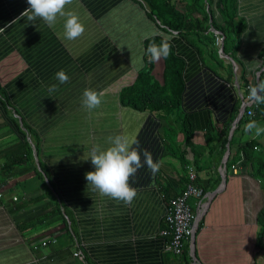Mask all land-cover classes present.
I'll return each instance as SVG.
<instances>
[{
  "label": "crops",
  "instance_id": "crops-1",
  "mask_svg": "<svg viewBox=\"0 0 264 264\" xmlns=\"http://www.w3.org/2000/svg\"><path fill=\"white\" fill-rule=\"evenodd\" d=\"M216 3L215 19L222 24ZM236 4L246 26L236 60L218 55L207 34L192 41L174 33L171 41L184 62L179 112L194 123L188 137L179 112H143L121 103L122 89L151 63V41L143 35L153 28L173 33L144 0H74L70 9L85 32L72 41L63 39L62 18L54 28L39 19L30 23L20 18L27 0H0V264H192L188 249L173 253L162 234L170 200L184 192L189 167L208 202L194 237L201 264H264L257 219L264 182L249 163H240L220 188L223 163L239 145L254 139L264 152V133L245 130L249 118L237 133L231 127L242 96H249L241 76L252 86L264 69L254 68L255 61H264V0ZM141 55L144 67L137 71L131 60ZM164 68V59L154 63L161 82ZM60 70L68 83L55 79ZM53 84L58 89L50 92ZM86 88L103 93L101 106L90 114L81 106ZM255 122L264 127V118ZM214 127L230 130L226 148L221 134L208 135ZM117 134L136 138L161 162L155 175L145 167L130 179L137 189L130 205L100 196L85 178L94 171L87 159L91 148L108 147L106 138ZM25 147L32 149L27 159ZM190 203L196 211V200ZM77 246L83 256L74 255Z\"/></svg>",
  "mask_w": 264,
  "mask_h": 264
},
{
  "label": "trees",
  "instance_id": "trees-1",
  "mask_svg": "<svg viewBox=\"0 0 264 264\" xmlns=\"http://www.w3.org/2000/svg\"><path fill=\"white\" fill-rule=\"evenodd\" d=\"M144 1L149 6L152 15H154L156 20H158L162 26L171 30H176L177 33L186 36L188 39L190 38L192 41H194L193 38L199 39L201 35L207 34L211 41L210 43L218 55L217 34H221L224 37V44L222 47L224 54L236 60L235 53L238 49L239 39L246 28L244 21L237 16L236 0H217V8L224 17V22L222 24H219L215 19L213 11L215 0ZM155 42L158 44L160 38H156ZM164 62L165 68L163 71V81L161 82L155 77L153 73L154 62H151L148 68L138 74L133 84L122 89L120 95L122 105L143 112H161L164 113V115L178 113L180 111L182 94L185 89L183 79L184 62L175 55L173 48L172 54L167 59H164ZM230 70L231 78H233L232 65ZM260 77L264 78V71L260 73ZM241 79L243 83L242 86L246 89L245 91H248L251 82L244 74L241 76ZM250 107L254 114L250 118L247 113L248 111L244 112L243 116L239 117L237 121L234 133L245 121H248V118L250 119L249 122L255 121V119L257 120L263 111L262 104L253 103ZM239 111L240 104L236 107V116H238ZM178 114H180V112ZM189 116L190 115L188 114H180L183 128L188 137L191 135L193 131L192 128L194 127V123ZM185 121L187 124L191 125L190 128L186 126L187 124ZM232 124L233 121L231 122V127ZM229 132L230 130L227 129H221L220 132L216 127L210 130L207 129L208 135L214 133L221 134L219 142L222 144L223 148H226V145L232 143ZM211 137L212 136L209 137V140ZM256 146L259 147L254 139L239 145L233 156L230 154L229 160L227 161V167L230 168L232 164L238 162L243 154L244 159L241 163H249L253 168V174L264 182V156L261 154L263 151H260V148L257 150ZM25 151V154H23L24 158H30L29 156H31L32 153L31 147L27 148ZM19 156L17 157L19 158ZM57 211L61 213L59 207L57 208ZM257 219L260 227L258 244L259 246L264 247V207L258 213ZM200 226L201 222L199 224V227Z\"/></svg>",
  "mask_w": 264,
  "mask_h": 264
},
{
  "label": "clouds",
  "instance_id": "clouds-1",
  "mask_svg": "<svg viewBox=\"0 0 264 264\" xmlns=\"http://www.w3.org/2000/svg\"><path fill=\"white\" fill-rule=\"evenodd\" d=\"M73 3L74 0H27L29 7L21 13L20 18L27 17L30 23L38 19L42 20L49 28H54L58 19L62 18L63 39L76 40L84 34L85 26L78 14L70 9ZM3 30L0 28V31ZM174 35L172 32L165 33L156 28L143 35L142 39L152 41L146 49L151 62L158 63L172 54L171 41ZM156 37H160L158 44L155 42ZM131 64L140 71L144 67L143 55L137 60H131ZM262 64L264 61H255L254 68L261 69ZM257 75L256 83L249 88L248 98L256 104H262L264 103V79L259 78V72ZM55 79L59 84H66L70 78L64 70H60L55 74ZM57 89V84L49 87L50 92ZM102 96L103 93L96 90L84 89L81 97L82 108L90 114L101 106ZM253 129L256 135L264 133V127L257 126L255 121L249 122L245 127L248 132ZM106 142L108 147L102 149L100 145H94L88 153L87 159L90 158L94 171L87 172L85 178L92 190L98 192L100 196L130 205L137 196V189L130 185V179L145 167L152 175H155L161 167V162L154 161L151 152L147 149H141L136 138L117 134L108 136Z\"/></svg>",
  "mask_w": 264,
  "mask_h": 264
},
{
  "label": "built area",
  "instance_id": "built-area-1",
  "mask_svg": "<svg viewBox=\"0 0 264 264\" xmlns=\"http://www.w3.org/2000/svg\"><path fill=\"white\" fill-rule=\"evenodd\" d=\"M171 30V29H170ZM173 33H177L176 30H171ZM224 44V37L221 34H217V45L219 49V55L223 58L228 56L224 54L222 47ZM253 101H250L248 96H242L241 109L239 117L243 116L244 112L248 111V115L251 117L254 112L248 106L252 105ZM237 121L232 124V130H235ZM258 150L259 147L256 146ZM230 153L229 147L227 155ZM244 156L241 155V159L232 164L230 168L227 167V163L224 161L222 173L223 183L220 186L223 187L229 171L236 174L239 171L240 163L243 161ZM197 174L194 167H189L188 180L186 182L185 190L182 194L172 198L168 207V211L165 217L166 226L162 231V234L169 238L167 248L175 254H182L185 249H188L190 257L192 258V264H201L195 254L194 237L199 228V224L203 219L204 214L207 211L208 202L202 200L205 195L204 189L195 184ZM215 193L212 194L215 195ZM1 196V194H0ZM196 200L197 210L194 211L190 199ZM17 199V198H15ZM78 247V246H77ZM75 256H83L81 249L76 248L74 252Z\"/></svg>",
  "mask_w": 264,
  "mask_h": 264
},
{
  "label": "rangeland",
  "instance_id": "rangeland-1",
  "mask_svg": "<svg viewBox=\"0 0 264 264\" xmlns=\"http://www.w3.org/2000/svg\"><path fill=\"white\" fill-rule=\"evenodd\" d=\"M263 67H264V66H262V68H263ZM235 71H236V74H237L238 76L241 75V72H240L239 68L237 67V65H235ZM256 74H257V72H256ZM262 112H263V111H262ZM259 117L263 119V118H264V113H263V114L261 113V115H259ZM243 125H244V124H243ZM237 132H238V131H237ZM237 132H236V133H237ZM261 154H263V156H264V152H261Z\"/></svg>",
  "mask_w": 264,
  "mask_h": 264
},
{
  "label": "water",
  "instance_id": "water-1",
  "mask_svg": "<svg viewBox=\"0 0 264 264\" xmlns=\"http://www.w3.org/2000/svg\"><path fill=\"white\" fill-rule=\"evenodd\" d=\"M237 119H239V116H238V118H237ZM237 119H236V120H237ZM227 156H229V154H228Z\"/></svg>",
  "mask_w": 264,
  "mask_h": 264
}]
</instances>
